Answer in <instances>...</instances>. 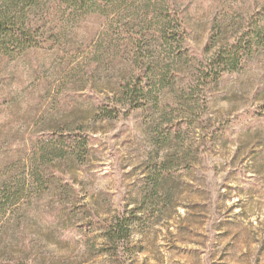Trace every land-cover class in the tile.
I'll return each mask as SVG.
<instances>
[{
	"label": "rangeland",
	"instance_id": "1",
	"mask_svg": "<svg viewBox=\"0 0 264 264\" xmlns=\"http://www.w3.org/2000/svg\"><path fill=\"white\" fill-rule=\"evenodd\" d=\"M113 3L0 55V264H264V0ZM139 33L149 100L128 112ZM239 41L243 69L202 79Z\"/></svg>",
	"mask_w": 264,
	"mask_h": 264
},
{
	"label": "trees",
	"instance_id": "2",
	"mask_svg": "<svg viewBox=\"0 0 264 264\" xmlns=\"http://www.w3.org/2000/svg\"><path fill=\"white\" fill-rule=\"evenodd\" d=\"M114 5L113 0H0V55L14 56L32 48L54 45L56 43L55 38H57L55 28L52 27L51 23L46 22L54 17L55 13L65 14L66 9L70 8L84 13L95 12L108 17L110 16V10L113 11ZM164 6L151 7L146 13L145 19L152 17L153 20H157L160 37L165 39L167 36L168 38L173 36L175 40L179 39L176 42L181 43L183 40L182 34H185L182 27L183 23L178 24L182 34L168 35L170 32L166 34V31H168L167 23H171L172 16L169 13L164 14L166 11ZM55 7H58V12L55 11ZM132 24L133 21L121 23L118 26L119 32L126 33L132 28ZM255 32L257 30L250 29L247 35H252ZM144 38L145 34L139 33L134 37L131 36L126 43L127 48L131 49L130 52L134 57L132 68L135 71L127 80L120 81L116 93L117 97L115 98H118L116 108H118L117 106L126 105L128 112L143 108L149 100L146 84L143 83L145 78H140L137 75L146 70L142 67L139 68V55L142 52L140 44ZM252 45L243 48L242 41L228 43L227 48L216 56L218 65L216 67L211 65L202 70V79L206 81L214 78L218 79L226 72L241 71L245 65V62H243L245 57L254 52V46ZM146 73H148L147 70L143 74L147 76ZM116 108L114 111L120 112Z\"/></svg>",
	"mask_w": 264,
	"mask_h": 264
}]
</instances>
